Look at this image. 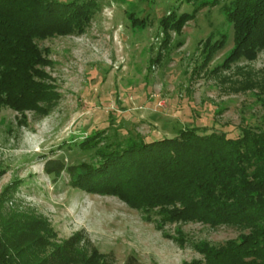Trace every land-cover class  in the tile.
Wrapping results in <instances>:
<instances>
[{
    "label": "rangeland",
    "instance_id": "1",
    "mask_svg": "<svg viewBox=\"0 0 264 264\" xmlns=\"http://www.w3.org/2000/svg\"><path fill=\"white\" fill-rule=\"evenodd\" d=\"M221 4L101 0L80 31L37 41L53 98L45 113L0 109V194L10 187L5 208L41 215L59 240L83 231L113 264H190L201 258L197 242L235 238L241 230L230 225L186 222L158 230L116 196L72 188L66 173L45 170L49 159L87 160L72 141L108 125L120 127L122 139L128 133L147 140L184 125L231 136L244 125L264 129V48L252 59L224 63L233 43ZM183 13L192 16L178 32L162 27L163 16ZM210 38L224 47L209 50Z\"/></svg>",
    "mask_w": 264,
    "mask_h": 264
},
{
    "label": "trees",
    "instance_id": "2",
    "mask_svg": "<svg viewBox=\"0 0 264 264\" xmlns=\"http://www.w3.org/2000/svg\"><path fill=\"white\" fill-rule=\"evenodd\" d=\"M100 1L0 0V109L46 112L53 93L45 82L48 59L37 41L80 31ZM221 1L233 43L224 63L254 58L264 48V0ZM191 16L171 14L160 23L178 32ZM210 40L209 50L224 47ZM120 131L109 125L89 131L72 141L87 160L67 165L49 159L46 173H66L72 188L116 196L158 230L186 222L241 230L218 245L197 242L201 258L190 264H264V129L244 125L231 136L184 125L148 140L128 133L122 139ZM7 189L0 194V264H113L112 255L100 252L83 231L59 240L41 215L5 208Z\"/></svg>",
    "mask_w": 264,
    "mask_h": 264
}]
</instances>
